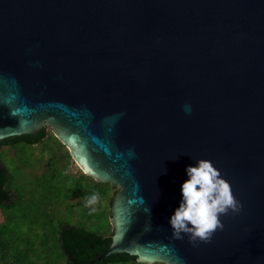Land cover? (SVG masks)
I'll return each mask as SVG.
<instances>
[{"label": "water", "instance_id": "95a60500", "mask_svg": "<svg viewBox=\"0 0 264 264\" xmlns=\"http://www.w3.org/2000/svg\"><path fill=\"white\" fill-rule=\"evenodd\" d=\"M47 128L117 186L99 258L264 264V0H0V140ZM201 158L243 208L194 247L169 220Z\"/></svg>", "mask_w": 264, "mask_h": 264}, {"label": "rangeland", "instance_id": "374dc122", "mask_svg": "<svg viewBox=\"0 0 264 264\" xmlns=\"http://www.w3.org/2000/svg\"><path fill=\"white\" fill-rule=\"evenodd\" d=\"M49 130L50 128L46 131ZM44 142L46 143L36 145L19 144L0 150V158L11 175V187L16 194L21 195L7 209L9 224L6 238L15 242L9 248L11 253H14L15 248L20 249L21 245H26L27 241L29 245L36 243L35 246L39 249L48 248L53 241L56 248L54 235L61 223L82 225L101 234H110L112 230L107 213L112 195L110 189L105 185L86 181V178L78 179L69 172L68 157L63 151H58L54 136L46 138ZM112 188L117 189V186ZM93 192L100 196L94 213L84 206L83 199ZM54 247L53 258L57 255ZM115 264L157 262L130 261Z\"/></svg>", "mask_w": 264, "mask_h": 264}, {"label": "trees", "instance_id": "16d2710c", "mask_svg": "<svg viewBox=\"0 0 264 264\" xmlns=\"http://www.w3.org/2000/svg\"><path fill=\"white\" fill-rule=\"evenodd\" d=\"M51 136H54L56 140L55 144L58 147V151H63L68 157L67 168L69 172L71 171V173L76 175L78 179L82 180L86 178V181L88 180L105 185L106 188L110 189L112 194L114 193L113 188L109 183L95 181L92 177L83 173L78 166L74 165L75 162L70 156L68 149L55 135H53L51 128L49 131L40 130L36 134H22L1 139L0 150L3 147H10L19 144H44L46 143L44 142L45 139ZM10 181L11 175L0 158V213L2 215L0 220H3L0 221V250H2V252L0 251V264H115L119 262H137L135 256L129 255L126 252H116L103 258H99L100 254L110 243L112 230L110 234H101L87 229L85 226L68 223H61L59 229L54 235L56 248L54 247L53 241L46 249H39V247L35 246L36 243L29 245L27 241L26 245L20 246V249L15 248L16 250L14 253H11L9 248L11 247V244L13 245L15 242L12 239L6 238V231L8 230L7 209L10 208L20 194L15 193L11 187ZM110 203L111 197L109 199V205ZM9 241L10 244L8 243ZM40 243L43 244V241H40ZM53 247L57 252V255H55L54 258ZM4 251H7L5 252L6 254H4ZM47 259L52 261H48Z\"/></svg>", "mask_w": 264, "mask_h": 264}, {"label": "clouds", "instance_id": "9594fccd", "mask_svg": "<svg viewBox=\"0 0 264 264\" xmlns=\"http://www.w3.org/2000/svg\"><path fill=\"white\" fill-rule=\"evenodd\" d=\"M185 111L191 112L190 105L185 106ZM186 173L188 179L182 182L180 189L181 201L169 223L172 239L183 240L187 235L189 243L195 247L199 243H210L213 235L224 229L220 217L240 213L243 205L233 194L230 183L210 160L198 159L196 165L186 167ZM83 199L85 207L93 213L97 211L95 205L100 202L97 192Z\"/></svg>", "mask_w": 264, "mask_h": 264}, {"label": "bare ground", "instance_id": "6f19581e", "mask_svg": "<svg viewBox=\"0 0 264 264\" xmlns=\"http://www.w3.org/2000/svg\"><path fill=\"white\" fill-rule=\"evenodd\" d=\"M1 210V209H0ZM12 210V209H11ZM14 210V209H13ZM12 213H15V211H13ZM10 215H12V214H10ZM59 215H61V214H59ZM20 216V215H19ZM17 217V216H16ZM20 218V217H19ZM24 219L26 218V217H23ZM10 219H12V218H10ZM16 219V218H15ZM21 219V218H20ZM19 219V220H20ZM23 219V220H24ZM27 220V219H26ZM0 221H3V220H0ZM5 221V220H4ZM11 221V220H10ZM13 221V220H12ZM25 221V220H24ZM23 222V221H22ZM7 223V222H6ZM13 223V222H12ZM16 223V222H15ZM9 224V223H8ZM23 225V224H22ZM23 227V226H22ZM21 228V227H20ZM21 231V230H20ZM6 241V240H5ZM22 241V240H21ZM9 244H10V241L8 242ZM21 243V242H20ZM7 245V244H6ZM9 246V245H8ZM22 246V245H21ZM6 249H8V248H6ZM1 252H2V250H0ZM5 252H7V251H4V254H6ZM26 253V252H25ZM13 255V254H12ZM22 255V254H21ZM12 258V257H11ZM29 258V257H28ZM11 262V261H10Z\"/></svg>", "mask_w": 264, "mask_h": 264}]
</instances>
